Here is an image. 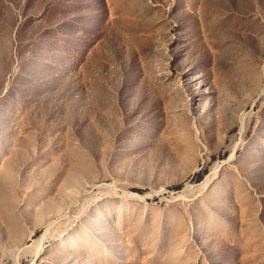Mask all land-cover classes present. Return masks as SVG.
Masks as SVG:
<instances>
[{"label":"rangeland","instance_id":"374dc122","mask_svg":"<svg viewBox=\"0 0 264 264\" xmlns=\"http://www.w3.org/2000/svg\"><path fill=\"white\" fill-rule=\"evenodd\" d=\"M0 264H264V0H0Z\"/></svg>","mask_w":264,"mask_h":264}]
</instances>
